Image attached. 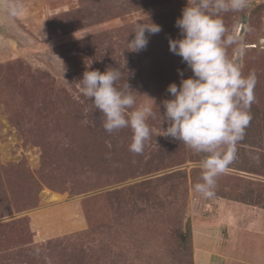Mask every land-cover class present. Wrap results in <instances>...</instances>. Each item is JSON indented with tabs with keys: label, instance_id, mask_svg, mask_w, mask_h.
Instances as JSON below:
<instances>
[{
	"label": "rangeland",
	"instance_id": "rangeland-1",
	"mask_svg": "<svg viewBox=\"0 0 264 264\" xmlns=\"http://www.w3.org/2000/svg\"><path fill=\"white\" fill-rule=\"evenodd\" d=\"M15 2V16L0 8V264L207 262L217 215L224 237L233 231L226 220L232 205L264 208V0L221 14L243 44L241 53L228 47L229 57L245 75L254 72L256 83L252 120L210 198L194 191L203 154L161 131L168 85L192 76L169 50V39L182 38L175 22L188 0ZM138 23L161 31L146 32V48L133 52L127 40ZM109 68L122 72L118 86L128 83L137 106L156 113L140 154L129 150L131 129L108 134L103 114L80 91L85 71ZM67 202L72 209L57 215L59 223L56 215H32ZM241 228L224 253L238 254L240 264L264 262V237Z\"/></svg>",
	"mask_w": 264,
	"mask_h": 264
},
{
	"label": "clouds",
	"instance_id": "clouds-1",
	"mask_svg": "<svg viewBox=\"0 0 264 264\" xmlns=\"http://www.w3.org/2000/svg\"><path fill=\"white\" fill-rule=\"evenodd\" d=\"M248 7L249 0H188L175 22L182 38L169 39V50L182 58L192 76L182 78L179 85H168L172 98L162 102L164 113L160 114L161 123L168 126L160 130L163 136L203 154L201 182L194 185V191L205 198L214 195L217 177L225 174L236 159V146L252 120L256 76L254 72L245 75L242 65L229 57L228 47L235 45V51L241 53L243 44L234 32L229 34L221 18L222 13L243 12ZM0 8L10 16L21 10L15 0H5ZM160 31L157 24L138 23L132 32L134 38L127 40V50L145 49V33ZM179 74L183 77V71ZM122 79V72L116 68L103 73L85 71L80 91L103 114V128L108 134L131 129L129 150L140 154L153 134L148 118H155L156 113L152 105L137 106L128 83L118 86Z\"/></svg>",
	"mask_w": 264,
	"mask_h": 264
},
{
	"label": "crops",
	"instance_id": "crops-1",
	"mask_svg": "<svg viewBox=\"0 0 264 264\" xmlns=\"http://www.w3.org/2000/svg\"><path fill=\"white\" fill-rule=\"evenodd\" d=\"M72 203H59V204H53L50 206H46L40 209L35 210L32 215H47V218L50 219V217H48V215H56L55 217L51 216V218H53V220L55 219L56 223L58 222V218L57 215H69L68 210L71 208L72 209ZM233 207V215H230L227 217V221L231 222V227L230 230L233 231H227V233H225L224 237H221L219 234V230L221 229V220H220V215H217V217L215 219H217L215 221L216 226H214L213 229H219L218 230V235H213V237H210V239L208 240L210 245L208 248L203 249L205 251H203V258L207 257L208 261L203 264H212L211 259L213 260V256H218L217 260L214 259V263L217 264H240L241 263V257L234 253V254H226L224 253V248H222V246L230 240L231 237H236V233L238 230H242V227H246V231H250V233H254V240L255 239H259L261 237H264V208H260V207H255L254 208H247V207H241V205H232ZM237 206V207H236ZM73 212V211H72ZM80 214V213H79ZM78 214V215H79ZM239 214V215H237ZM74 215H76V212H74ZM52 220V221H53ZM73 224V223H71ZM75 224V222H74ZM241 224V226H239ZM61 225V224H60ZM63 225V224H62ZM56 224L53 223V228H55ZM53 234H58V233H53ZM210 234V233H209ZM216 234V233H215ZM208 237V236H206ZM205 237V238H206ZM259 237V238H258ZM222 244V245H221ZM224 247V246H223ZM197 251V250H196ZM195 251L196 254H194V258L195 261L197 260V252ZM264 252V251H263ZM218 254V255H216ZM215 258V257H214ZM261 260V259H260ZM225 261H229L228 263ZM252 264H264V262H255Z\"/></svg>",
	"mask_w": 264,
	"mask_h": 264
},
{
	"label": "water",
	"instance_id": "water-1",
	"mask_svg": "<svg viewBox=\"0 0 264 264\" xmlns=\"http://www.w3.org/2000/svg\"><path fill=\"white\" fill-rule=\"evenodd\" d=\"M245 22H246V16L245 15H243L242 16V18H241V24H240V30H242V28H243V26H244V24H245Z\"/></svg>",
	"mask_w": 264,
	"mask_h": 264
},
{
	"label": "trees",
	"instance_id": "trees-1",
	"mask_svg": "<svg viewBox=\"0 0 264 264\" xmlns=\"http://www.w3.org/2000/svg\"><path fill=\"white\" fill-rule=\"evenodd\" d=\"M185 243H186V241H185Z\"/></svg>",
	"mask_w": 264,
	"mask_h": 264
}]
</instances>
